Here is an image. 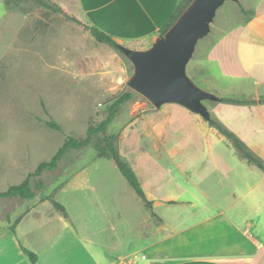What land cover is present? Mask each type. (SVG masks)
<instances>
[{
  "label": "rangeland",
  "instance_id": "1",
  "mask_svg": "<svg viewBox=\"0 0 264 264\" xmlns=\"http://www.w3.org/2000/svg\"><path fill=\"white\" fill-rule=\"evenodd\" d=\"M189 1H183L182 12L193 3ZM238 1H227L218 10L209 35L199 41L187 65L192 82L214 95L209 88L217 71H212L206 87L198 63L221 28L232 26L245 6L257 7L260 0ZM152 45L121 46L145 51ZM134 73L125 54L98 43L86 25L34 2L0 0V192L21 184L42 162L50 161L67 139H85L91 127L106 119L112 103L132 92L133 99L122 107L108 134L119 136L120 153L159 217L152 216L113 161L97 158L104 143L95 136L89 147L68 151L56 170L42 174V190L32 179L33 199H0V232L16 229V221L29 216L20 227V239L31 251L46 256L42 264H90L88 252L108 262L102 256L118 251L121 242H126L128 253L119 261L139 251L138 263L147 264L156 255L163 259L165 244L179 240L181 225L190 228L187 234L196 235L202 228L198 223L213 224L220 217L212 199L227 186L222 179L240 163L239 155L199 115L173 103L156 108L133 91L129 82ZM49 121L60 125L61 131L50 128ZM93 185V199L116 217L107 220L101 216L103 210L87 208L85 188ZM48 198L62 203L68 218L45 201ZM91 228L95 234H89ZM166 229L172 233L169 240ZM205 230L201 235L206 243L222 236L213 225ZM6 239L13 246L16 237ZM52 247L59 262L49 255Z\"/></svg>",
  "mask_w": 264,
  "mask_h": 264
},
{
  "label": "crops",
  "instance_id": "2",
  "mask_svg": "<svg viewBox=\"0 0 264 264\" xmlns=\"http://www.w3.org/2000/svg\"><path fill=\"white\" fill-rule=\"evenodd\" d=\"M52 1L90 31L98 29L121 46L127 43H154L162 36L165 27L171 25L174 17L179 15L184 0ZM237 3L240 1L237 0ZM244 11L242 17L232 22V26L221 28L222 33L199 61L198 67L203 74L201 82L206 87L210 85L212 71H217L213 73L215 79L209 89L215 92L219 101H212L211 106H206L212 119L236 134L264 160V0H260L254 8L245 6ZM221 99L248 103L232 104ZM222 180L227 181V186L212 199L220 217L214 219L213 224L208 221L198 223V229L199 226L202 228L196 235L187 234L190 228L185 229L181 225L179 240H175L174 244H165L163 259L156 255L147 264H264V172L241 159ZM85 190L87 208L103 210L92 197L96 193L95 186ZM101 216L110 220L117 215L107 208ZM28 217L19 222L15 233L8 229L0 232V264L44 262L46 256L31 251L20 239V227ZM211 225L214 232L222 236L206 243L201 234L206 231V226ZM65 229L69 230L70 227L65 226ZM89 234H95L93 228ZM170 234L166 229V240L171 238ZM9 236L16 237L13 246L6 239ZM21 245L38 257L35 263L23 254ZM117 245L118 251H107L109 256L106 252L102 256L108 262L102 263L98 260L101 256L88 252L90 264H139L138 259L136 262L130 260L139 251L119 261L117 258L124 257L128 252L124 250L126 242ZM48 249L53 260L59 262L58 255L53 253L54 248Z\"/></svg>",
  "mask_w": 264,
  "mask_h": 264
},
{
  "label": "water",
  "instance_id": "3",
  "mask_svg": "<svg viewBox=\"0 0 264 264\" xmlns=\"http://www.w3.org/2000/svg\"><path fill=\"white\" fill-rule=\"evenodd\" d=\"M227 1L237 2L194 0L167 34L159 37L148 50L135 51L119 45L135 68L129 87L156 108L178 104L210 121L211 113L204 102L219 99L192 82L187 65L199 41L209 35L218 10Z\"/></svg>",
  "mask_w": 264,
  "mask_h": 264
},
{
  "label": "trees",
  "instance_id": "4",
  "mask_svg": "<svg viewBox=\"0 0 264 264\" xmlns=\"http://www.w3.org/2000/svg\"><path fill=\"white\" fill-rule=\"evenodd\" d=\"M17 1H26V2H34L36 5L41 6L45 9L50 10L55 14H62L65 18L75 22L81 23L74 16L69 13L63 11V9L57 5L52 0H17ZM194 0H190L189 3H192ZM184 2H188V0H184ZM187 9V8H186ZM243 12H245L243 10ZM184 12H182L174 17L171 25L165 27L162 36L167 34V32L172 28V26L178 21V19L182 16ZM91 34L95 38L98 43L108 44L115 48L119 49V45L107 34L98 30L91 29ZM132 92H126L119 96L111 105L109 109V114L100 124L91 127L88 131L87 137L83 140H78L76 138H69L66 140L64 145L59 149L57 154L48 162H42L34 173L28 175V177L19 185H14L9 187L6 191L0 192V199H24L31 200L35 197L34 190L32 188V179H37V188L42 190L44 188V182L41 179L42 174L45 171H54L58 168L59 162L63 159L66 153L70 150H81L89 147L93 141L95 136H101L104 145L97 150V158L98 159H106L113 161L117 168L120 170L124 178L127 180L128 184L135 191L138 197L144 202L146 208H148L153 217L159 218L158 215L154 212L153 202L150 201L146 195V192L143 188L141 181L139 180L136 172L133 168L128 164V162L122 157L119 150V136L117 135H109L108 127L115 120L122 107L129 101L133 99ZM222 102L232 103V104H246V101H236L231 99H221ZM211 128L216 129L223 137L228 139V141L232 144L237 154L242 160L247 161L249 164L256 166L261 171L264 172V160L260 158L256 153H254L236 134L227 129L225 126L220 124L219 122L211 119L207 121ZM48 126L56 131H61L60 125H58L55 121H49ZM50 200L54 209L58 211L64 218H68V212L66 207L52 199L48 198L45 201ZM23 217H20L16 224L22 220ZM12 233H15V229L13 227L10 228ZM21 250L24 255H26L30 260L35 263L37 261V256L23 247L21 245Z\"/></svg>",
  "mask_w": 264,
  "mask_h": 264
},
{
  "label": "built area",
  "instance_id": "5",
  "mask_svg": "<svg viewBox=\"0 0 264 264\" xmlns=\"http://www.w3.org/2000/svg\"><path fill=\"white\" fill-rule=\"evenodd\" d=\"M137 259L138 260L140 259V257H138V255H135L134 258H132V257L130 258V260H132V261L134 260L135 262L137 261Z\"/></svg>",
  "mask_w": 264,
  "mask_h": 264
}]
</instances>
